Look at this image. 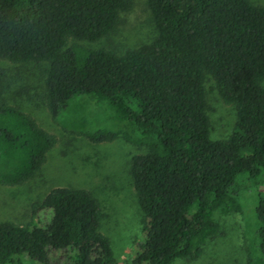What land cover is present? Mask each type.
<instances>
[{"label":"trees","instance_id":"16d2710c","mask_svg":"<svg viewBox=\"0 0 264 264\" xmlns=\"http://www.w3.org/2000/svg\"><path fill=\"white\" fill-rule=\"evenodd\" d=\"M145 5L154 35L120 54L87 44L114 29L128 0H0V59L45 65L42 98L52 119L81 96L121 124L84 133L88 140L120 137L143 148L128 162L143 216L138 260L173 264L195 260L218 230L217 215L240 213L242 193L264 186V5ZM206 81L235 114L224 139L209 137ZM54 144L31 116L0 101V185L32 179ZM256 200L254 246L264 258V197ZM29 211L25 225L0 223V264H20L22 256L50 264V251H65L72 264H115L90 191L54 187Z\"/></svg>","mask_w":264,"mask_h":264},{"label":"rangeland","instance_id":"374dc122","mask_svg":"<svg viewBox=\"0 0 264 264\" xmlns=\"http://www.w3.org/2000/svg\"><path fill=\"white\" fill-rule=\"evenodd\" d=\"M130 7L119 14L114 29L100 41L87 44L117 53L136 48L154 35L145 0H128ZM264 5V0H250ZM34 63L13 64L0 59V101L31 116L39 127L55 137L39 172L18 186L0 185V223L25 225L30 220L29 206L51 188H83L98 202V230L109 241L115 264H145L138 260V245L143 239L142 213L128 173L132 155L143 152L120 137L92 142L84 133L115 132L121 124L102 109H95L84 97H76L64 112L52 119L42 98L43 69ZM264 86V82H263ZM205 101L210 121L209 137L226 138L233 128L235 114L206 81ZM264 197V186L250 187L240 196L241 212L217 215V232L204 240L195 260L180 259L173 264H264L255 249L257 197ZM49 212H40L44 224ZM50 264H72L65 251H50ZM16 259L14 258L13 261ZM20 264H39L22 256Z\"/></svg>","mask_w":264,"mask_h":264}]
</instances>
